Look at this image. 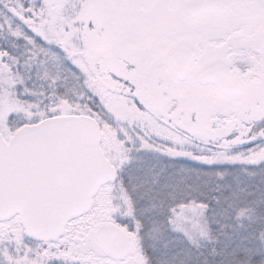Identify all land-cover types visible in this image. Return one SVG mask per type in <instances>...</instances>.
<instances>
[{
    "label": "snow or ice",
    "instance_id": "snow-or-ice-1",
    "mask_svg": "<svg viewBox=\"0 0 264 264\" xmlns=\"http://www.w3.org/2000/svg\"><path fill=\"white\" fill-rule=\"evenodd\" d=\"M0 264H264V0H0Z\"/></svg>",
    "mask_w": 264,
    "mask_h": 264
}]
</instances>
